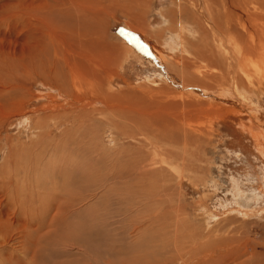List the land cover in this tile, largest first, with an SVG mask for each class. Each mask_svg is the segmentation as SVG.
<instances>
[{
	"label": "rangeland",
	"instance_id": "obj_1",
	"mask_svg": "<svg viewBox=\"0 0 264 264\" xmlns=\"http://www.w3.org/2000/svg\"><path fill=\"white\" fill-rule=\"evenodd\" d=\"M192 1L0 0V264H264V50Z\"/></svg>",
	"mask_w": 264,
	"mask_h": 264
},
{
	"label": "bare ground",
	"instance_id": "obj_2",
	"mask_svg": "<svg viewBox=\"0 0 264 264\" xmlns=\"http://www.w3.org/2000/svg\"><path fill=\"white\" fill-rule=\"evenodd\" d=\"M195 1L197 2V0ZM200 1L204 3V5L200 6V13L202 14L205 13L206 19L203 20V17L200 18L196 14L197 19H198L197 21L195 18V20L197 21V24H196L197 26L194 27V29L190 28L189 30L193 34H195L198 32L200 33L199 30L202 28V30L203 29L205 30L206 34L209 35L210 33L211 35L210 37L215 42L216 47L218 49V53H219L218 56L219 58H221L220 61L221 60L223 61L222 67H224V70L225 68L229 69L231 67L228 70V72L230 73L229 75L234 73V77L231 75L232 78H230L229 85L232 86L233 88H236L237 85H239V83L243 81L242 77H238L235 75L238 72L237 70L244 71L245 62L249 63L253 58L257 57V53H260L261 50H264V48H262L263 46L260 45L262 43L261 42L262 40L260 39L263 37L264 34L262 35L261 33L263 31L262 29H260V26H259L261 25L259 23L261 20L257 16L260 13L258 12V10H260V7L264 3V1L263 0H200ZM192 3L196 4L194 3V0L192 1ZM194 6L197 7L198 5H194ZM188 11H190V9H188ZM221 14L224 17V19H222L224 21L223 23L220 21ZM262 14H264V12ZM231 26H234V28L236 26V31L238 33L233 34L231 32L232 31ZM238 27L241 29V30L239 29L240 31L238 30ZM182 32L183 30L180 26L179 33H177L174 36H171L166 41L167 43L165 45H168V49L172 52H175L177 50V51H180L181 53L188 54L189 51L185 45V42L183 41ZM138 48H139L138 45H136L135 43L134 44L130 43V48L128 49L131 52L138 53L139 52L138 50H140ZM163 57H160V59H163ZM161 64H164V63H161ZM247 78L249 81H252V78L249 76V74L247 75ZM259 83L263 85L264 80H263V83L262 81ZM184 86L185 85H182V87ZM236 90H238V88H236ZM205 92L208 94L210 93L209 90L207 92L206 89H205Z\"/></svg>",
	"mask_w": 264,
	"mask_h": 264
}]
</instances>
